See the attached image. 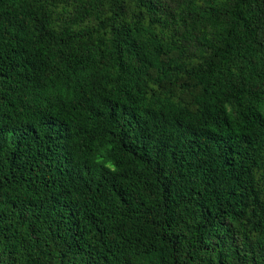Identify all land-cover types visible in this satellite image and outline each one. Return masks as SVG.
Masks as SVG:
<instances>
[{
	"label": "trees",
	"instance_id": "obj_1",
	"mask_svg": "<svg viewBox=\"0 0 264 264\" xmlns=\"http://www.w3.org/2000/svg\"><path fill=\"white\" fill-rule=\"evenodd\" d=\"M0 264H264V0H0Z\"/></svg>",
	"mask_w": 264,
	"mask_h": 264
}]
</instances>
